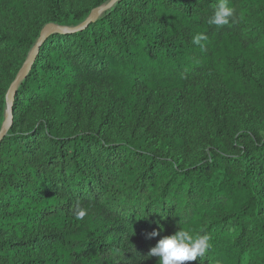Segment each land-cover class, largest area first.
Instances as JSON below:
<instances>
[{"label": "trees", "instance_id": "obj_1", "mask_svg": "<svg viewBox=\"0 0 264 264\" xmlns=\"http://www.w3.org/2000/svg\"><path fill=\"white\" fill-rule=\"evenodd\" d=\"M64 1L9 3L19 31L0 36V129L46 26L32 30L28 9L58 25ZM109 1L90 0L80 24ZM228 2L236 20L221 28L207 23L219 0H120L86 28L48 35L0 145V264H159L148 252L180 227L211 237L203 259L185 264H264V0ZM198 33L203 47L191 43ZM139 92L157 104L181 95L200 111L220 104L195 142L201 158L166 124L117 129L115 104ZM56 95L89 124L63 130L53 114L22 129ZM222 112L235 123L222 125Z\"/></svg>", "mask_w": 264, "mask_h": 264}, {"label": "rangeland", "instance_id": "obj_2", "mask_svg": "<svg viewBox=\"0 0 264 264\" xmlns=\"http://www.w3.org/2000/svg\"><path fill=\"white\" fill-rule=\"evenodd\" d=\"M11 1H0V36H8L19 31L16 21L12 18L13 10L9 9ZM63 5L60 24L57 26L64 29H71L74 25L80 24L82 20L79 14L91 8L90 0H65ZM28 10L27 16L28 21L32 24V30L33 28H38L41 24H51L44 8L34 6ZM29 30H25L28 31L27 35L32 34L29 33ZM54 97L48 105L34 104L32 109L25 113V123L22 124V129H26L27 126L34 125L40 120L50 118L53 114H56L55 118L58 122H63V130H81L79 126H83L86 123L89 124L86 117L79 115L78 111L81 107L79 104H75L72 99L63 101L61 95ZM112 105L114 104H107V107H111ZM115 105L118 108L116 125L119 131L125 132L137 128L138 131L142 132L146 130L147 126H152V129L158 130L163 124H166L167 130H174L184 139L187 151L194 161L202 156L198 154L197 143L195 142L201 137L205 138L204 130H206L205 132L210 130L212 125L220 119V109H218V105L220 104L213 103L210 105V108H204L200 111L204 104H190L181 95H177L174 100L168 101L167 104H157L155 99L146 101L145 97L139 92L130 101H126L125 104ZM96 114L97 116L92 119L94 122L96 119L106 118L105 114ZM5 117L6 112L4 119ZM226 123L233 124L235 123V119L231 116L227 119L222 112V125ZM114 133L118 132L114 130Z\"/></svg>", "mask_w": 264, "mask_h": 264}, {"label": "clouds", "instance_id": "obj_3", "mask_svg": "<svg viewBox=\"0 0 264 264\" xmlns=\"http://www.w3.org/2000/svg\"><path fill=\"white\" fill-rule=\"evenodd\" d=\"M234 9L229 7L228 0H219L213 15L208 19L209 25H215L217 28L235 23ZM207 40L203 33L195 35L191 43L203 47L202 41ZM77 221L84 220L87 210L77 203L74 210ZM158 235L156 231L150 234V237ZM211 237L208 234L192 233L180 227L175 234L166 236L158 241L155 247H152L147 257L158 258L159 264H185V262L203 259L210 248Z\"/></svg>", "mask_w": 264, "mask_h": 264}, {"label": "water", "instance_id": "obj_4", "mask_svg": "<svg viewBox=\"0 0 264 264\" xmlns=\"http://www.w3.org/2000/svg\"><path fill=\"white\" fill-rule=\"evenodd\" d=\"M119 1L120 0H110L105 5L93 9L91 11L90 15L87 17V19L82 24H80L79 26H77L76 28H74L70 31H77V30L88 27L100 15H102L103 13L110 10ZM65 31H67V30L64 28H61L55 24H48L42 29V31L40 33V38L37 42L35 49L33 50L32 54H31L30 58L23 65V67L20 69L15 80L13 81V83L11 84L10 88L7 91V94H6V104H7L6 117H5V121L2 125V127L0 129V145H1L2 140L5 138L8 131L10 130L12 123H13V102H14V97H15L16 91L19 88L22 81L28 75V73L31 69L33 60L35 59V57H36V55L40 49L41 44L48 37V35H50L51 33H53V32H65Z\"/></svg>", "mask_w": 264, "mask_h": 264}]
</instances>
